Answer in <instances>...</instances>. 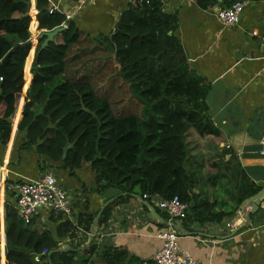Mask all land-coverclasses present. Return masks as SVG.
I'll list each match as a JSON object with an SVG mask.
<instances>
[{
  "label": "trees",
  "instance_id": "obj_1",
  "mask_svg": "<svg viewBox=\"0 0 264 264\" xmlns=\"http://www.w3.org/2000/svg\"><path fill=\"white\" fill-rule=\"evenodd\" d=\"M195 1L201 9L218 3ZM236 1L242 0L223 1L221 9ZM30 3L0 0V62L30 40ZM49 5L48 0H37L39 29L52 31L67 23L68 28L42 50L39 45L32 79L29 64L33 52L26 75L24 71L30 48L11 54L6 69L17 91L13 93L9 81L0 80V144L9 143L12 119L15 116L19 121L22 113L18 131L23 135L24 150L34 151L54 168L70 174L85 162L91 163L96 189L103 194L114 192L107 200L126 193L105 209L98 226L107 224L113 208L133 195H147L146 199L179 196L189 204L185 224H219L230 218L231 213L217 212L213 202L194 193L196 172L188 164L190 134L218 136L219 131L207 114L210 85L191 66L177 36V14L166 13L161 0L132 2L110 35L93 40ZM28 84L20 113L23 88ZM123 90L130 95L126 109L118 97ZM71 145L62 160L64 148ZM261 189L243 173L236 179V205ZM6 191L7 264H39L34 257L45 251L43 264H50L49 259L51 264H94V257L106 264L126 262L118 247L94 240L87 246L100 209L90 211L85 206L71 219L52 211L51 227L41 228L36 219L19 214L16 192ZM78 236L83 251L78 246L58 251L59 241Z\"/></svg>",
  "mask_w": 264,
  "mask_h": 264
},
{
  "label": "crops",
  "instance_id": "obj_2",
  "mask_svg": "<svg viewBox=\"0 0 264 264\" xmlns=\"http://www.w3.org/2000/svg\"><path fill=\"white\" fill-rule=\"evenodd\" d=\"M48 1L49 6L64 14L73 27L87 33L93 40L110 35L129 7L128 0H96L84 4L72 0ZM161 1L166 13L177 14L179 26L176 33L184 45L189 63L210 85L206 97L207 114L219 131L218 136L190 134L188 164L190 170L196 172L194 193L213 202L217 212L232 214L219 224L175 221L179 244L199 264H264V201L256 213L249 215V219L241 213L242 204L237 206L235 203L236 179L243 173L264 188V157L260 154L264 149V0H248L239 22L234 25H224L218 20V12L225 0H218L209 9H201L195 0ZM36 5L37 0H31V46L24 69L26 75L28 59L33 52L29 64L31 79L35 54L45 39L40 38V34L46 31L38 27ZM64 28H68V23ZM29 84L24 89L20 113L23 112ZM21 117L16 125L12 120L9 143L6 146L0 144V201L3 202L0 203L1 264L6 259L7 247V188L17 195L21 184L36 180L52 170L68 190L75 214L83 211L85 206H89L90 211L100 209L107 197L114 194L112 190L103 194L96 189L95 175L89 162L70 174L67 170L54 168L34 151L24 150L23 135L18 131ZM158 199L153 196L145 201L168 222L166 214L156 206ZM145 207L134 197L116 205L107 224L97 227L94 242L120 248L126 257L124 264L149 263L162 246L158 233L166 225L151 219L150 211ZM49 214V210L40 208L34 218L36 225L51 227ZM237 228L239 231L234 234ZM77 240L80 239L61 240L60 243H63L62 247L78 246L79 251H83L82 239ZM92 261L94 264H106L101 258L94 257Z\"/></svg>",
  "mask_w": 264,
  "mask_h": 264
},
{
  "label": "built area",
  "instance_id": "obj_3",
  "mask_svg": "<svg viewBox=\"0 0 264 264\" xmlns=\"http://www.w3.org/2000/svg\"><path fill=\"white\" fill-rule=\"evenodd\" d=\"M72 1L80 4L96 2V0ZM128 2L149 3L150 0H128ZM248 3V0L236 1L231 7L221 9L218 12V20L224 25L238 23ZM260 154L264 157V149L260 151ZM18 192L16 207L19 214L26 219H34L40 208L49 210V213L52 211L61 213L68 219L73 217L74 210L72 203L57 174L47 172L36 180L27 181L19 186ZM146 198L147 195L143 199L145 200ZM156 206L166 214L170 223L185 220L189 211V204L183 202L179 196L171 199L159 198ZM77 238L80 239L77 240L78 242L81 241L80 236ZM158 238L161 239L162 246L150 259L154 264H199L187 250H184L180 246L179 234L175 228L166 226L158 233ZM64 240L67 241L69 239ZM62 244L59 241L60 248ZM46 255L47 251L41 255H35L34 259L37 263L43 264L46 262ZM5 260L3 259V263L7 264V260L6 262Z\"/></svg>",
  "mask_w": 264,
  "mask_h": 264
},
{
  "label": "water",
  "instance_id": "obj_4",
  "mask_svg": "<svg viewBox=\"0 0 264 264\" xmlns=\"http://www.w3.org/2000/svg\"><path fill=\"white\" fill-rule=\"evenodd\" d=\"M65 28L64 26L56 28L52 31H42L40 34V38H45L42 46H41V50L46 47L50 42H52L55 38V36L57 34H59L60 32L64 31ZM31 46V42L28 41L27 43H25L24 45H20L17 46L11 53H9L1 62H0V79L2 80H7L9 81L12 85H13V93H15L17 91V88L14 84V82H12L10 80V78L8 77V73H7V64L10 60L11 54L12 53H16L17 50L19 49H24L26 47H30ZM73 145L71 146H67L64 148V154H63V158L62 160H65L66 156H67V152L70 148H72ZM19 194V192L17 193V195ZM126 193L120 194L118 196H115L113 198L108 199L100 208V210L98 211L96 218L94 220V223L92 225V229H91V234H90V239L89 242L87 244V246H89L91 244V242L93 241V237L94 234L96 232V229L98 227V221L101 217V215L103 214V212L105 211V209L112 204L114 201H116L120 196H124ZM134 198H138L140 201H142V203L149 209L150 213H149V217L151 219L154 220H158L161 221L164 225H166L167 227H173V228H178V226L175 223H170L167 222L165 220L162 219V217L160 216V214L158 213V211L156 210V208L151 205L150 203H148L147 201H145L142 197L138 196V195H133ZM264 201V188L261 189L258 193H256L255 195L247 198L243 203H242V207H241V213L244 215L245 218L249 219V215L254 214L258 211L260 204ZM249 208L250 211H248ZM239 231V229L237 228L236 231L234 232V234H236ZM233 234V235H234ZM71 250V248L69 247H61L58 249V251L60 252H65V251H69ZM81 250V249H80ZM52 252L49 253V258L51 256ZM49 263L51 264V260L49 259Z\"/></svg>",
  "mask_w": 264,
  "mask_h": 264
},
{
  "label": "rangeland",
  "instance_id": "obj_5",
  "mask_svg": "<svg viewBox=\"0 0 264 264\" xmlns=\"http://www.w3.org/2000/svg\"><path fill=\"white\" fill-rule=\"evenodd\" d=\"M25 63H26V61H25ZM29 72H30V70H29ZM111 72H112V71H111ZM27 90H28V89H27ZM25 91H26V90H25ZM23 95H24V88H23V92H22V97H21V98H24ZM125 95H127V97L124 98ZM118 97H119L120 101H122V105H123L122 107H124V108L126 109L127 106H128V104H129V102H130V95H129V93H127L126 90H123L122 93H121V92L119 93V96H118ZM20 101H21V100H20ZM120 101H119V102H120ZM19 104H20V103H19ZM21 105H22V104H20V106H21ZM20 110H21V108H20ZM19 112H20V111H19ZM19 112H18V115H19ZM14 117H15V116H14ZM14 117H13L12 120L14 121V123H15V125H16V123H17L18 120H17V119H14ZM49 172H52V173L56 174V173L53 172L52 170H49ZM65 190L68 191L66 188H65ZM5 198H6V195H5ZM6 199H7V198H6ZM6 199H5V200H6ZM0 200H1V199H0Z\"/></svg>",
  "mask_w": 264,
  "mask_h": 264
}]
</instances>
